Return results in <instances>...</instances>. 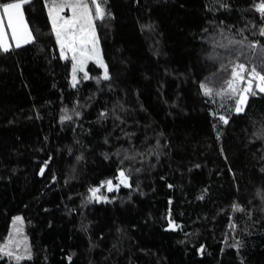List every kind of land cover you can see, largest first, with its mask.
I'll return each instance as SVG.
<instances>
[{"label":"trees","instance_id":"16d2710c","mask_svg":"<svg viewBox=\"0 0 264 264\" xmlns=\"http://www.w3.org/2000/svg\"><path fill=\"white\" fill-rule=\"evenodd\" d=\"M122 1L147 63L130 67L104 2L108 81L71 86L44 0L23 6L34 42L0 51V244L21 217L31 258L20 264H264V94L236 114L232 98L200 89L226 88L238 52L259 64L248 48L264 45L259 0ZM119 168L131 187L109 192ZM93 187L108 200H89Z\"/></svg>","mask_w":264,"mask_h":264},{"label":"snow or ice","instance_id":"6c2138e0","mask_svg":"<svg viewBox=\"0 0 264 264\" xmlns=\"http://www.w3.org/2000/svg\"><path fill=\"white\" fill-rule=\"evenodd\" d=\"M28 3H30V0H10V2L0 3V51L8 52L11 48V44L8 42L7 30H10L11 40L15 42L17 48L22 44L34 42L35 37L30 30L23 11V6ZM223 7H227V5H223ZM44 8L47 10V19L51 24V32L55 36L56 45L59 47V59L68 60L69 57L71 59V86L75 88L79 84L78 73H83V80L85 81L96 79L97 83H99L101 79L104 81L110 80L109 70L99 47L95 25L96 20H103L106 15H110L104 7V0H44ZM254 8L264 18V0H259L254 5ZM66 9L70 12V15L62 14ZM5 19L7 20L6 26ZM221 24H223V21H221ZM221 35L223 36V30H221ZM259 35L264 37V26L260 27ZM225 38L227 39V37ZM246 40L247 37L242 40H229V44H240L243 47ZM221 47L227 46L221 45ZM248 48L253 50V53L259 48L261 53L259 64L253 61L249 67L248 64L239 62V57L244 56L245 53L238 52L237 62L232 64L229 78L224 82L226 88L214 91L206 83L202 82L200 84V89L206 97L220 95L232 98L236 114L245 112L250 97H255L258 93L264 94V45H261L260 41L249 42ZM89 61H93L103 69L101 76L95 78L89 76V72L85 70ZM76 115H79V113L77 112ZM106 115L105 112L100 113L101 117ZM71 119V116H61V121ZM218 119L225 125L229 123L228 115H219ZM132 159L134 157H124V160ZM124 160H121V164L124 163ZM136 171H139V169H136ZM40 172L43 174V167ZM116 180L118 181L117 184H113V181L109 179L102 182V186L106 185L109 192L118 190L120 185L131 187L129 182L130 174H126L124 168L118 169ZM169 187L172 186L169 185ZM89 192L91 193L89 200L94 199L98 202L108 200L107 197L98 195L100 192L99 187L90 188ZM232 207L234 210L244 211L238 204H233ZM21 219V217H14V222L21 221ZM168 224L169 228L173 230L177 227L171 219H169ZM232 227H235V225H232ZM20 231L21 228L17 226L16 232L19 233ZM236 246H239V242H237ZM19 248L20 244L18 241L9 239L4 244H0V257L6 256L9 259H14L16 264H20L26 258H31L30 254H28L30 252L29 249L25 248L24 253L18 254Z\"/></svg>","mask_w":264,"mask_h":264},{"label":"rangeland","instance_id":"374dc122","mask_svg":"<svg viewBox=\"0 0 264 264\" xmlns=\"http://www.w3.org/2000/svg\"><path fill=\"white\" fill-rule=\"evenodd\" d=\"M104 2L109 4V6L111 7L112 17L117 22V26H118L119 30L122 33H124V35L126 36V43H127V50L126 51H127V58H128L130 67L132 69H135V68H138V67L145 65L147 63V58H146L145 52L142 49V46L140 43V39H139V36L137 33V27H136L135 21L133 19V16L131 15V13L128 11L127 6L123 3L122 0H104ZM62 14L67 16V15H70V12L66 9L64 11V13H62ZM5 23L7 24L6 19H5ZM96 33H97V30H96ZM7 35H8V42L11 44V48H13L14 47L13 43L15 44V42L11 40L10 30H7ZM99 47H100V43H99ZM58 49H59V47H58ZM100 50H101V48H100ZM68 60H70V62H71L70 57ZM90 62L94 63L93 61H89L88 64ZM87 65H86V67H87ZM95 65H97V64H95ZM102 71H103V69H102ZM77 75H78L79 80L81 77L83 78V73H78ZM70 81H71V74H70ZM17 226H19L21 228V231L19 233L16 232ZM9 239H12V240L19 242L20 248L18 250V254L24 253L25 248L29 249L28 240H27V236L25 235V232H24V226H23L22 219H21V221H15V222L13 219L10 230H9L8 237L1 244H4ZM28 254H30V252ZM4 258L9 259L6 256ZM9 260L15 261L14 259H9Z\"/></svg>","mask_w":264,"mask_h":264},{"label":"crops","instance_id":"0c3cea01","mask_svg":"<svg viewBox=\"0 0 264 264\" xmlns=\"http://www.w3.org/2000/svg\"><path fill=\"white\" fill-rule=\"evenodd\" d=\"M6 25H7V24L5 23V26H6ZM23 45H25V44H22L21 46H23ZM13 46L16 47L14 43H13Z\"/></svg>","mask_w":264,"mask_h":264},{"label":"water","instance_id":"95a60500","mask_svg":"<svg viewBox=\"0 0 264 264\" xmlns=\"http://www.w3.org/2000/svg\"><path fill=\"white\" fill-rule=\"evenodd\" d=\"M43 174H41V172H39V176L41 177Z\"/></svg>","mask_w":264,"mask_h":264}]
</instances>
